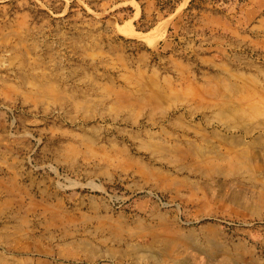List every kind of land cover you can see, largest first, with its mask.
<instances>
[{
	"label": "rangeland",
	"instance_id": "374dc122",
	"mask_svg": "<svg viewBox=\"0 0 264 264\" xmlns=\"http://www.w3.org/2000/svg\"><path fill=\"white\" fill-rule=\"evenodd\" d=\"M0 264H264V0H0Z\"/></svg>",
	"mask_w": 264,
	"mask_h": 264
},
{
	"label": "bare ground",
	"instance_id": "6f19581e",
	"mask_svg": "<svg viewBox=\"0 0 264 264\" xmlns=\"http://www.w3.org/2000/svg\"><path fill=\"white\" fill-rule=\"evenodd\" d=\"M135 33H136V32H135ZM137 34H139V33H137ZM147 39H148V37H147ZM152 39H153V37L149 36L148 41H150V40H152Z\"/></svg>",
	"mask_w": 264,
	"mask_h": 264
}]
</instances>
